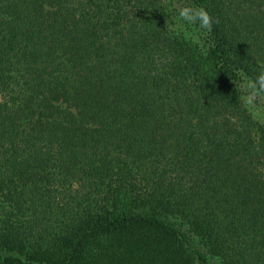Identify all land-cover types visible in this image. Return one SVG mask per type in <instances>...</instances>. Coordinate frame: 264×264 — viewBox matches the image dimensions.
<instances>
[{
    "label": "trees",
    "instance_id": "16d2710c",
    "mask_svg": "<svg viewBox=\"0 0 264 264\" xmlns=\"http://www.w3.org/2000/svg\"><path fill=\"white\" fill-rule=\"evenodd\" d=\"M261 64L264 0H0V264H264Z\"/></svg>",
    "mask_w": 264,
    "mask_h": 264
},
{
    "label": "clouds",
    "instance_id": "9594fccd",
    "mask_svg": "<svg viewBox=\"0 0 264 264\" xmlns=\"http://www.w3.org/2000/svg\"><path fill=\"white\" fill-rule=\"evenodd\" d=\"M179 19L187 25H194L203 31H211L214 23L210 13L200 6L191 3H183L177 8ZM169 25V30H172ZM259 74L253 79L246 75L239 82V87L244 93L242 99L248 107L255 108L257 103L264 100V64L259 65Z\"/></svg>",
    "mask_w": 264,
    "mask_h": 264
}]
</instances>
